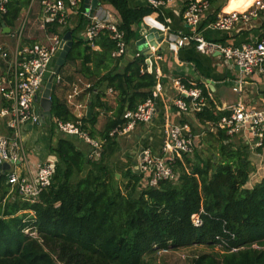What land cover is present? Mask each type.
<instances>
[{"label": "trees", "instance_id": "obj_1", "mask_svg": "<svg viewBox=\"0 0 264 264\" xmlns=\"http://www.w3.org/2000/svg\"><path fill=\"white\" fill-rule=\"evenodd\" d=\"M100 1L116 11L119 28L129 44L136 38L134 26L141 20L165 25L160 10L149 4L133 7L128 0ZM209 2L208 21L227 0ZM27 3L9 0L0 24L12 26ZM79 9H84L82 3ZM59 27L49 24L47 31L58 33ZM260 28L259 38L264 39V22ZM227 33L206 30L203 35L231 44ZM113 49L114 41L106 33L100 34L93 45L77 39L63 64L79 61L76 71L93 80L81 127L90 136L104 140L100 158L88 160L74 140L59 137L50 149L57 155L51 183L33 202L11 191L6 174H0V264H147L146 257L154 255L157 248L194 245L208 249L194 256L191 264H264V177L245 187L254 170L248 159L249 148L234 145L224 128H217L215 133L209 129L227 112L218 110L216 101L208 95L209 88L201 82L193 84L179 77L202 90L205 104L193 115L215 139L216 153L203 157L195 151V160L183 156L182 161H176V180H159L143 189L139 186L141 176L127 168L123 173L126 182L119 185L110 162L119 142L117 136L108 134L123 124L125 110L135 109L151 96L155 76L147 70L144 55L122 66V57L111 56ZM106 88L115 95L112 106L107 102ZM51 101V117L77 120L72 109L52 92ZM100 111L108 116L98 129ZM85 164L89 167L82 176ZM193 213L201 217L198 227L192 224ZM27 228L29 232L25 233Z\"/></svg>", "mask_w": 264, "mask_h": 264}, {"label": "built area", "instance_id": "obj_2", "mask_svg": "<svg viewBox=\"0 0 264 264\" xmlns=\"http://www.w3.org/2000/svg\"><path fill=\"white\" fill-rule=\"evenodd\" d=\"M9 0H0V15L7 10ZM174 2L180 4L179 12L184 25L189 29L184 33L181 30L172 32L168 20L164 26L151 24L148 26L144 19L136 24L135 31L139 30L140 37H146L145 27L155 28L163 36L158 46L148 45L147 49L140 50L136 47L138 39H133L129 44L125 39L124 30L119 28V20L111 13L97 8L92 16L88 10L80 11L81 16L86 18L85 40L93 45V41L100 35L106 33L114 41V49L111 51L113 58L123 57L129 45L134 48V57L144 55L147 70L153 72L155 84L152 94L144 101L137 104L133 110L123 112V124L115 127L109 132V136H123L133 132L137 125L150 124L158 112V100L162 94V83L160 81L162 72L160 61V46L167 44L169 50H176L184 45L193 44L196 51L206 55L217 56L224 61L235 65L240 76L249 74L264 75V39L259 38L245 42L240 45L224 44L219 41L207 39L203 32L206 30L214 32H228L236 25L248 24L257 19L264 10L262 0L253 2L242 11H226L225 5L216 13L213 20H207L211 12L209 0H147V4L161 10ZM83 0H40V27L47 30L49 24L65 26L68 19V5L79 8ZM205 22V25L202 24ZM20 35V33H19ZM62 36L57 33L47 32L45 42H33L31 44L19 45L13 55L9 57L8 50L0 45V58L7 62V76L0 74V94L5 105L0 110V115L5 118L11 135L0 134V165L9 163L10 168L0 174H6V183L10 190H16L18 195L27 201L33 202L40 192L50 185L55 163L43 162L38 164L35 173L28 169L21 171L17 169L21 157H24L21 143V130L26 125H38L41 115L40 97L46 82L44 74L53 72V65L62 44ZM60 73L54 74L53 82L60 83ZM242 77L232 86L233 92L238 95L237 100L230 106V111L222 115L218 123L210 124L212 129L224 128L229 140L239 133H246L252 140V148L264 147V109L247 108L242 100ZM174 97L165 107V115L162 123V137L160 148L154 152L149 146L139 149L132 171H135L142 183L152 186L159 180L174 181L177 178L176 161H182L183 156H192L195 149V133L189 122H177L171 117V107L181 113L201 111L205 104V97L200 87L187 85L179 77L172 78ZM206 86V85H205ZM92 82L78 79L69 85L65 101L73 106L77 112L81 107L77 99L80 96L90 94ZM111 92V88H108ZM85 113H77L76 121H63L57 117H50V122L61 136L77 140L85 146V156L88 160H98L101 156L104 140L97 139L81 127V118ZM257 170H253L249 176L254 177ZM192 224L200 226L202 223L198 213L191 216ZM25 233L29 229L24 230ZM36 236L35 232L30 233ZM169 248H157L156 255L168 252Z\"/></svg>", "mask_w": 264, "mask_h": 264}, {"label": "crops", "instance_id": "obj_3", "mask_svg": "<svg viewBox=\"0 0 264 264\" xmlns=\"http://www.w3.org/2000/svg\"><path fill=\"white\" fill-rule=\"evenodd\" d=\"M128 1L133 7L147 4V0ZM262 1L264 3V0ZM230 2L231 0L228 1L227 4H230ZM101 3L102 2L99 0L98 6L100 9L111 13L119 20L117 13L112 6L107 3L101 6ZM179 7L180 4L178 2H174L171 5L161 8L160 12L163 15V18L168 20L173 33L178 30L186 33L189 29L184 25L182 16L179 12ZM67 9V23L65 26H60L58 28L57 34L63 37V35L69 31L72 39L74 40L73 42L77 39L85 40L84 34L85 27L87 25L86 18L81 16V10L79 8H73L68 5ZM145 21L149 23L147 20ZM263 22L264 10L260 13V16L257 19L252 20L248 24L236 25L231 31H229V33H227L229 35L228 42L234 45H240L251 40L259 39V35L262 32L260 27ZM1 24H3V26ZM1 24L0 45L8 50L9 57L13 55L19 45L46 41V34L48 31L43 30L40 27V0H28V3L22 7L18 18L12 26L4 23ZM150 25L151 23L148 24V26ZM135 28L136 25L134 26V30ZM93 49L98 50L99 47L93 46ZM159 50L162 55V60L159 63L162 72L160 81L163 89L158 100L157 115L150 124H139L136 126L139 127V131H137L134 135L137 141H135L133 146H125V150L128 153L124 156L125 158L122 157L119 161H115V168L122 167L131 169L132 166L135 165L137 152L143 146H149L154 152L159 150L165 107L170 104L171 99L174 97V90L171 84L172 78L182 77L193 84L201 82L204 86L206 85V87L209 88L210 92L208 95L214 98L218 110L229 112L230 106L233 105L238 98V95L233 92L232 86L239 79V77H242L243 82L241 97L244 105L247 108L264 109V75L253 73L240 76L238 68L235 65L228 63L217 56L199 53L196 51L193 44L184 45L176 50H169L167 48V44L162 43ZM134 52L135 50L132 45H129V49L119 60V64L123 66L126 62L134 58ZM76 62L77 61L72 64H75ZM65 65L66 67L64 73L62 75L60 74L62 76V81L60 83L62 84L60 87H57L55 96L66 103L65 97L69 91V85L78 79L84 81H89V79H83L77 76L73 77L71 75L74 70L73 65H70L69 63ZM70 66H72V68ZM67 68L69 70L68 72L66 71ZM7 69V62L0 58V74L7 76ZM225 87L229 88L230 94L226 92L224 89ZM104 92L107 97L111 96L114 98V104V93L112 91L110 92L108 88H106ZM90 101V94L80 96V98L77 99L78 104L81 106L79 107L78 112L73 106L68 105L67 103L66 104L76 115L77 113H87ZM4 105V100L0 94V110ZM171 110V117L173 120L180 122V120L185 118V122H189L195 131L198 130L199 126L201 127V125L196 123L193 114L178 112L176 109L174 110L173 107H171ZM107 116L108 113L100 111L96 124L98 129L102 128ZM209 129L213 133L216 132V130L212 129L210 126ZM202 133H204V131H202ZM0 134L11 135V130L7 127L5 118L1 115ZM129 134H126L125 136H129ZM20 136L24 157H21L20 163L17 164V169L21 171L28 169L30 173H35L38 164L43 162L55 163L57 161V155L52 153L50 149L51 146L56 143L57 139L61 137V134L55 130L49 118H46L44 122H40L36 126L26 125L21 130ZM119 137L117 136V140ZM95 138L101 139L99 136H96ZM196 138L197 135L195 139ZM230 141L236 146L245 144L249 148L248 159L252 166H254V170L256 169L258 171L256 176H249L245 184V187L250 188L262 177H264V147L253 149L251 146V138L248 134L242 132L233 136ZM74 143L83 152L85 151V146L82 143L77 140H74Z\"/></svg>", "mask_w": 264, "mask_h": 264}, {"label": "rangeland", "instance_id": "obj_4", "mask_svg": "<svg viewBox=\"0 0 264 264\" xmlns=\"http://www.w3.org/2000/svg\"><path fill=\"white\" fill-rule=\"evenodd\" d=\"M228 1H230V0H227V2ZM227 2H226V4H227ZM102 5H105V3L102 2L101 6ZM78 64H79V61H77L75 64L70 63V65H73V68H74V70L72 71L73 73H71V75L73 77L77 76V77H81V78L85 79L84 76H82V74H80L79 72L76 71ZM65 67H66V65H64L61 68V70L59 72L61 75L64 73ZM70 67L72 68V66H70ZM66 71L67 72L69 71L68 68L66 69ZM89 81L93 82L92 79L91 80L89 79ZM61 84L62 83L58 84L56 82H53L51 92L54 95L56 94L57 87L58 86L60 87ZM224 89L226 90L227 93L230 94L229 88L225 87ZM113 101H114L113 97H111V96L107 97L108 104L112 105ZM205 127L206 126L201 125V127L199 126L198 130L194 132L195 135H197V138H196V147H195L194 152L191 156V160H195V157H194L195 151H198L200 153V156H203V157L208 156L212 151H213V153H216L217 149H216V145H215L216 144L215 139L213 138V136L208 134V132H207L208 130L207 129L205 130ZM137 131H139V127H136L132 133L130 132L129 136H125V135L120 136L118 138V141L120 144L119 150L116 151L113 154V156L110 158V162L113 163V167H114L113 171L115 173V178L120 179L119 185L121 187L123 186L122 185L123 182H126L125 178L123 177V173L125 172V170L127 168H122V167L115 168L114 163H115V161H119L120 158L126 156V154L128 153L125 150V146H128V145L133 146L135 141H137L135 136H134ZM202 131H204V133H202ZM130 170H132V168ZM145 187L146 186L142 183L140 188L143 189ZM207 249L208 248L203 246V245L202 246L194 245V246L187 247V248L181 247V248H177V249H172V250H169L168 252L162 253L161 255H156V253H154V255L146 257V260H147L146 263L147 264H191L192 258L194 256H196L199 253L206 251Z\"/></svg>", "mask_w": 264, "mask_h": 264}, {"label": "water", "instance_id": "obj_5", "mask_svg": "<svg viewBox=\"0 0 264 264\" xmlns=\"http://www.w3.org/2000/svg\"><path fill=\"white\" fill-rule=\"evenodd\" d=\"M99 3V0H83L82 6L88 10V13L90 16L93 15L94 10L97 8V5ZM3 26V24H1ZM4 31V29H3ZM146 32V37H140V31H136V38L138 41L136 42V47L140 50L147 49L148 45H153V46H158L159 43L162 42L163 36L160 34L155 28L150 27L144 29ZM73 39L71 37V33L67 31L62 38V44H61V49L55 58L54 65H53V72L48 73L46 72L44 74L46 78V82L44 84V87L42 89L41 97L39 99L40 101V106H41V115H40V121L44 122L46 118L51 117V88L54 80V74L59 73L60 68L63 66L65 59L67 57V54L73 44ZM89 115V114H88ZM89 165L85 164L83 167L82 171V176L85 175L87 172ZM10 168L9 163H3L0 165V169L3 171L7 170Z\"/></svg>", "mask_w": 264, "mask_h": 264}, {"label": "clouds", "instance_id": "obj_6", "mask_svg": "<svg viewBox=\"0 0 264 264\" xmlns=\"http://www.w3.org/2000/svg\"><path fill=\"white\" fill-rule=\"evenodd\" d=\"M252 2L253 0H231L228 9H239L242 11L247 8Z\"/></svg>", "mask_w": 264, "mask_h": 264}, {"label": "bare ground", "instance_id": "obj_7", "mask_svg": "<svg viewBox=\"0 0 264 264\" xmlns=\"http://www.w3.org/2000/svg\"><path fill=\"white\" fill-rule=\"evenodd\" d=\"M229 5H230L229 3L225 5V10L227 9L226 11H230V9H228ZM231 11H238V10L237 9H231Z\"/></svg>", "mask_w": 264, "mask_h": 264}]
</instances>
